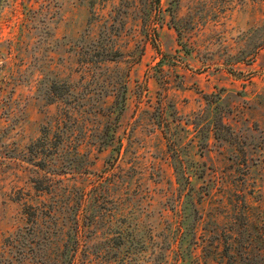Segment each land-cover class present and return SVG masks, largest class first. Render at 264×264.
I'll return each mask as SVG.
<instances>
[{
	"label": "rangeland",
	"instance_id": "374dc122",
	"mask_svg": "<svg viewBox=\"0 0 264 264\" xmlns=\"http://www.w3.org/2000/svg\"><path fill=\"white\" fill-rule=\"evenodd\" d=\"M261 223L264 0H0V254L264 264Z\"/></svg>",
	"mask_w": 264,
	"mask_h": 264
},
{
	"label": "trees",
	"instance_id": "16d2710c",
	"mask_svg": "<svg viewBox=\"0 0 264 264\" xmlns=\"http://www.w3.org/2000/svg\"><path fill=\"white\" fill-rule=\"evenodd\" d=\"M24 212L28 217L27 223L31 226H34L37 223V217L39 213L37 209L31 205H26L24 207ZM258 228L260 231V238L264 242V223H261ZM32 230L33 228H31V231ZM83 230L84 229L81 228L76 229V237L79 234L80 238H76L74 240L75 248L72 249L73 254L69 256L68 260L66 261V264H79V262H82L81 258L77 257L76 252L80 242H83V238L81 235V232ZM47 238L49 239L50 237L48 236ZM38 242L39 239L37 240L32 237L29 238L26 232H21L19 230L15 233L13 237L5 239L4 245L8 247V251L6 253L4 252L0 254V264H49L50 262L55 263L56 259L49 258L46 253H40L38 252V248L33 247L34 245L38 246ZM13 249H15L14 252ZM34 258H36V261H34ZM261 260L256 261L254 258H252V256L246 254L244 255L240 264H263Z\"/></svg>",
	"mask_w": 264,
	"mask_h": 264
}]
</instances>
